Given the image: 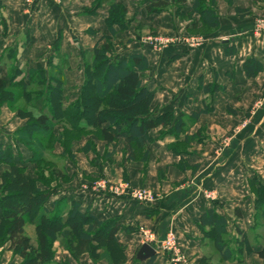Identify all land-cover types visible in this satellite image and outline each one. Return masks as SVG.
I'll return each instance as SVG.
<instances>
[{
    "label": "crops",
    "instance_id": "0c3cea01",
    "mask_svg": "<svg viewBox=\"0 0 264 264\" xmlns=\"http://www.w3.org/2000/svg\"><path fill=\"white\" fill-rule=\"evenodd\" d=\"M25 1L0 0V78L6 82L14 69L21 73L19 80L40 65L47 76L53 71L61 74L65 105L72 103L84 80V53L87 56L102 36L109 35L105 20L110 5L117 4L126 10L127 18L126 29L115 27L117 51L147 58L144 85L155 93L153 105L159 113L189 117L199 113L207 102L200 84L216 82L225 87L213 96V112L189 125L186 136L194 139L187 143L186 154L171 152L169 146L177 139L166 135L148 147L144 180L138 174L142 164L129 167L128 180L135 187L152 189L157 194L154 203H139L128 195H114L98 188L94 183L99 179L121 182L122 170L108 162L101 164L91 153H81L75 162L58 161L70 180L60 182L57 193L45 204L46 209L52 211L53 203L60 200L76 202L81 212L89 211L99 221L118 219L126 225L151 227L157 234V254L143 263L136 261L142 246L137 234L120 231L116 235L118 244L126 247L128 258L134 253V264H176L175 254L160 247L170 233L187 258L185 264H220L206 260L211 249L206 237L210 229L202 231L198 226L199 218L214 209L227 221L226 237L240 241L244 235L249 242L251 252L243 248L239 264H264L257 256L264 249V218L254 209L255 196L250 187L253 179L264 181V32L255 28V21L264 19V0H206L214 2L219 28L201 36L195 46L180 35L189 28L190 20L179 22L171 16L172 11L148 14L142 4L145 0H61L57 4L43 0L34 9ZM191 8L189 1L183 12L188 14ZM143 33L174 36L178 42L158 52L145 41ZM249 58L262 66L253 79L247 78L243 70ZM19 123L5 107L1 108L0 145L17 165H22L31 154L13 140ZM159 130L151 132L154 139ZM197 133L203 137L195 138ZM183 140L181 136L178 142L182 144ZM24 166L26 176L34 178V167ZM6 169L0 167V171ZM159 173L164 176L160 183ZM207 193L213 197L206 198ZM21 263L6 245L0 264Z\"/></svg>",
    "mask_w": 264,
    "mask_h": 264
},
{
    "label": "trees",
    "instance_id": "16d2710c",
    "mask_svg": "<svg viewBox=\"0 0 264 264\" xmlns=\"http://www.w3.org/2000/svg\"><path fill=\"white\" fill-rule=\"evenodd\" d=\"M189 1L192 2V8L186 14L183 7ZM142 4L151 15L174 9L176 17L190 20L187 28L189 32L205 30L206 35H209L219 28V18L212 1L145 0ZM237 13L243 11L237 10ZM125 14L126 10L122 6L110 5L105 20L109 35L102 36L87 56L84 53V80L72 103L65 105L64 82L58 71L56 76H47L46 71L37 65L19 80L17 77L21 73L17 69L13 70L8 82L0 78V105L10 98H7V89L20 88L26 93L31 88L30 103L38 111L37 116H25L27 123L13 135V140L31 154L28 160L17 165L13 156L6 154L0 145V167L7 168L0 173V246L8 245V251L18 256L22 260L21 264H52L50 246L59 237L74 236L81 242L89 243L103 239L107 246L123 253L124 248L118 245L116 239L117 233L135 232L130 225L118 219L102 222L89 211L81 212L76 202L60 200L53 203L52 211L46 209L45 204L57 193L60 182L70 180L66 171L58 167V161L64 159L74 162V155L65 146L76 136L93 132L97 139L108 146L116 148L121 144L123 168L132 162L147 163L149 145L166 135L177 139L169 146L171 152L186 154L187 143L194 139L186 136L189 125L201 115L212 113L213 96L225 90L224 86L216 82L207 86L200 84L208 99L199 113L189 117L159 113L153 105L155 93L144 85V74L149 67L147 58L141 54L121 55L117 51L115 29H126ZM195 16H198L197 20ZM243 70L247 78L253 79L262 71V66L257 60L249 58L244 62ZM59 126L63 128L60 133L57 130ZM158 128V138L154 139L151 132ZM199 134L195 138L200 139ZM181 136H184L183 145L178 142ZM54 144L63 146L59 156L50 152ZM113 153L106 158L109 159ZM26 164L35 165L34 178L26 176ZM50 182L54 185L50 186ZM250 187L255 196L254 209L264 218V181L260 183L253 179ZM27 222L35 226L38 235L36 246L25 232ZM198 226L202 231L209 228V233L214 234L212 241L222 261L241 262V257L223 243L222 239L227 236V221L219 217L214 209L207 210L199 218ZM239 243L247 253L251 252L244 235ZM257 256L264 260V249ZM148 264H152V261Z\"/></svg>",
    "mask_w": 264,
    "mask_h": 264
},
{
    "label": "rangeland",
    "instance_id": "374dc122",
    "mask_svg": "<svg viewBox=\"0 0 264 264\" xmlns=\"http://www.w3.org/2000/svg\"><path fill=\"white\" fill-rule=\"evenodd\" d=\"M61 1V0H59ZM25 1V5H26ZM216 9V8H215ZM172 15L175 19H177L179 22H183L179 17H176V14L174 12V9L171 10ZM170 11V12H171ZM127 20L126 14L124 20ZM257 21H264V19H257ZM260 31L259 33H261ZM145 41H148L149 39H159V40H168L170 38H177L174 36H165L161 34H154V33H143ZM205 30H198L195 32H189L187 31V28L183 30L180 35L184 36L187 41L189 42V45L195 46L198 43V40L201 38V36L206 35ZM178 39V38H177ZM150 45V44H149ZM173 45L167 44L166 46L161 47V49H154L155 51L160 52L161 50L165 49L166 47ZM151 46H153L151 44ZM13 67H11L12 69ZM56 73V71H53L52 74ZM7 92L9 93L7 98H9L8 101L0 105L1 108L5 107L13 116L14 119L18 120L20 123V126L16 129V131L20 130L24 127V125L27 123V117L29 114H33L37 116L38 111L33 108V105L30 103V94L33 92V89L28 88L26 90V93L22 91L20 88H9L7 89ZM14 96H13V95ZM26 94V95H25ZM13 96V98L11 97ZM63 129V128H62ZM61 126L57 127L58 133L62 132ZM198 137H203V135L199 134ZM83 143H86L85 146H83ZM103 143V144H102ZM88 145V147H87ZM66 148L69 147V150L74 155V162L76 161L77 154H86L91 153L96 156V159L102 163H107L109 165H117L122 170V180L119 183H110L105 179H99L94 183L98 188L103 189L105 191H109L111 194L114 195H128L130 196L134 201H137V193H143L150 196V198L153 199L155 202L157 194L150 188L145 187L143 185L135 187L132 185V183L128 180V169L132 164H142L141 168L138 169V174L140 176V179L144 180L147 174L148 169V163L143 162H132L126 165V168H123V152H122V145L118 144L116 148H113V145H106L103 141H100L97 139V136L95 133H87L83 136H76V138L73 139L71 143H69ZM85 148H88L86 151H83ZM115 149V150H114ZM54 155L61 154L63 152V146L61 144H54L52 146L51 151ZM114 152V153H113ZM110 153H113L110 155L109 159L106 158L107 155ZM149 158V156H148ZM32 167H35V165H32ZM59 168L61 166H58ZM5 170H1L0 173H3ZM28 172H31V169L28 170ZM31 174V173H30ZM157 180L158 183L161 182V180L164 179V176L162 174H157ZM67 182L63 183L66 184ZM50 186H53V183H49ZM1 194V192H0ZM213 197L212 193H207L206 198L211 199ZM133 229H135L134 234H137L138 242H140L142 245L147 244H157V234L155 231L149 227V226H143L141 227L139 224H132L130 225ZM26 234L31 238V242L33 245H37V239L38 235L35 229V226H33L30 222H27ZM170 239V247L169 249L171 252L175 254V257L178 258V260H175L176 264H185L187 263V258L180 250L176 237L172 233L168 234ZM208 240L210 241L211 249L207 255L206 260H210L212 263L218 262L220 264V255L218 257L217 253L219 252L216 250L214 244H213V237L214 234L211 232L207 236ZM206 238V239H207ZM223 243L228 244L232 248V250L235 252L236 256H241L243 254V247L240 246V243L237 239L235 241L234 239L230 237H225L222 239ZM139 244V243H138ZM163 244V243H162ZM161 244V245H162ZM119 245V244H118ZM160 247H166V244H163ZM5 244L3 246H0V255L3 253V250L5 249ZM124 248L123 253H119L117 250H114L113 248H110V246H107L105 240L100 239L96 243H89V242H81L74 236H69V238L59 237L54 243L51 244L50 249L53 253L52 261H57V264H126L128 261H131L133 264V259H135V255L132 252L131 258L127 256L126 254V247L120 245ZM142 247V246H141ZM140 247V248H141ZM239 249V251L237 250ZM138 253V251H137ZM241 259V258H240ZM232 264H239L237 261L236 263Z\"/></svg>",
    "mask_w": 264,
    "mask_h": 264
},
{
    "label": "built area",
    "instance_id": "2783aa9c",
    "mask_svg": "<svg viewBox=\"0 0 264 264\" xmlns=\"http://www.w3.org/2000/svg\"><path fill=\"white\" fill-rule=\"evenodd\" d=\"M43 0H26V5L30 8H36L39 6V3L42 2ZM54 3H59V0H51ZM255 28L258 32L262 31L264 32V21H257L255 23ZM148 44H152L154 49H161V47L166 46L167 44H172V43H177L178 39L177 38H170L168 40H159V39H149L148 41H146ZM137 202L139 203H146V204H150V203H154L153 199L150 198L149 195L147 194H143V193H137V198H136ZM170 241H172V239H170L169 235L165 236V240L162 242L163 244H166V247H161L162 250L164 251H169L171 252V250L169 249L170 245ZM161 243V244H162ZM162 244V245H163ZM161 245V246H162ZM175 260L177 261L178 258L175 257Z\"/></svg>",
    "mask_w": 264,
    "mask_h": 264
},
{
    "label": "water",
    "instance_id": "95a60500",
    "mask_svg": "<svg viewBox=\"0 0 264 264\" xmlns=\"http://www.w3.org/2000/svg\"><path fill=\"white\" fill-rule=\"evenodd\" d=\"M165 240V238L162 240V242ZM154 243L152 244H143L142 247L139 249L137 255H136V261L143 263L145 261H149L152 258H154L157 254Z\"/></svg>",
    "mask_w": 264,
    "mask_h": 264
}]
</instances>
